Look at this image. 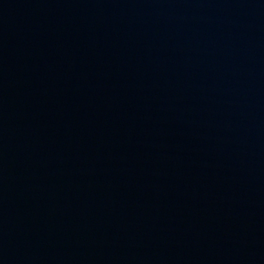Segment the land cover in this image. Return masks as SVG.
Returning <instances> with one entry per match:
<instances>
[{
  "label": "water",
  "instance_id": "1",
  "mask_svg": "<svg viewBox=\"0 0 264 264\" xmlns=\"http://www.w3.org/2000/svg\"><path fill=\"white\" fill-rule=\"evenodd\" d=\"M0 264H264V0H0Z\"/></svg>",
  "mask_w": 264,
  "mask_h": 264
}]
</instances>
